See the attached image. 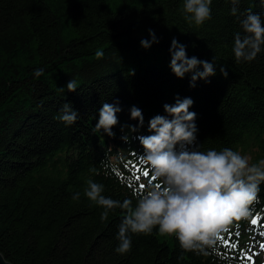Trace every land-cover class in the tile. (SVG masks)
<instances>
[{
    "label": "trees",
    "instance_id": "1",
    "mask_svg": "<svg viewBox=\"0 0 264 264\" xmlns=\"http://www.w3.org/2000/svg\"><path fill=\"white\" fill-rule=\"evenodd\" d=\"M182 7L183 0H0V254L8 263L248 261L245 250L221 259L219 240L207 255L184 252L175 236L158 228L132 235L130 251L119 255L122 210L101 221L103 209L83 194L91 179L104 186L105 197L135 207L152 181L150 172L142 175L138 137L151 135L150 120L166 116L164 105L177 98L193 101L199 151L231 148L250 163L264 159V50L240 64L232 52L234 34L242 33L239 19L249 7L264 17L262 0H239L238 16L231 15V0H212L211 18L200 26L184 18ZM149 30L158 43L145 49L141 41L151 42ZM174 38L189 58H215L216 74L195 87L192 73L178 78L170 68ZM38 69L44 70L39 77ZM71 79L78 82L75 92L67 90ZM117 101L122 111L114 137L94 133L102 104ZM65 103L79 113L71 126L57 119ZM133 106L142 111V127L131 119ZM258 201L249 218L235 223L246 234L264 233V182Z\"/></svg>",
    "mask_w": 264,
    "mask_h": 264
},
{
    "label": "clouds",
    "instance_id": "2",
    "mask_svg": "<svg viewBox=\"0 0 264 264\" xmlns=\"http://www.w3.org/2000/svg\"><path fill=\"white\" fill-rule=\"evenodd\" d=\"M211 3L212 0H183L181 12L190 23L200 26L211 18ZM231 3V15L238 16L239 0H231ZM239 23L242 33L234 34L232 48L236 64L252 62L264 50L262 14L249 7ZM149 32L151 42L141 41L145 49L158 43L155 33L152 30ZM170 54L172 72L180 79L192 73V87L197 80L208 81L216 74L215 58L212 63L195 56L189 58L186 46L175 38L171 42ZM95 55L102 58L104 52L98 49ZM201 67L203 71L199 70ZM220 71L228 76L224 67ZM34 74L39 77L44 70L38 69ZM77 86L76 79L69 80L68 92H75ZM60 91L63 92L64 88ZM192 105L190 98H177L174 105L165 104L167 115H157L149 122L152 134L138 137L144 149L140 160L150 166L153 179L137 198L134 208L131 200L121 203L105 197L102 184L91 179L87 181L83 194L91 204L103 209L101 221L107 220L114 209L122 210L123 218L116 237L119 244L115 249L119 255L130 251L132 235L151 234L154 228H158L160 235L175 236L182 251L207 255L206 249L214 248L217 237L228 231L234 221L249 218L251 206L259 202L258 193L264 182V159L250 163L248 156L231 148L199 151L194 147L198 129L196 113L189 111ZM121 111L119 101L115 104L104 102L93 132L103 131L107 136L114 137L113 128L119 123L117 114ZM78 115L71 104L65 103L57 119L71 126ZM130 115L143 126L144 117L139 108L133 106ZM136 130L135 126H131L132 132ZM122 139L128 142L129 137L124 135ZM90 171L95 172L96 169ZM72 199L78 201L80 193H75Z\"/></svg>",
    "mask_w": 264,
    "mask_h": 264
},
{
    "label": "snow or ice",
    "instance_id": "3",
    "mask_svg": "<svg viewBox=\"0 0 264 264\" xmlns=\"http://www.w3.org/2000/svg\"><path fill=\"white\" fill-rule=\"evenodd\" d=\"M140 163L143 164L142 161H140ZM136 171H137L138 173H140V172H141V169H140V168H137ZM142 175H143L144 177H149V171H147V170L142 171ZM136 179H139V176H137ZM152 179H153V177H151V180H152ZM140 188L142 189V185H140ZM251 223H252L253 225L258 224V223H259V218H258V217L253 218L252 221H251ZM261 234L264 235V233H261ZM217 240H219L222 244H224L225 247H235V245L229 244L228 241H225V239H224L223 236H219V237H217ZM261 249H264V244H261ZM247 260L251 261V256H248V257H247Z\"/></svg>",
    "mask_w": 264,
    "mask_h": 264
},
{
    "label": "water",
    "instance_id": "4",
    "mask_svg": "<svg viewBox=\"0 0 264 264\" xmlns=\"http://www.w3.org/2000/svg\"><path fill=\"white\" fill-rule=\"evenodd\" d=\"M0 264H10V263H8L0 254Z\"/></svg>",
    "mask_w": 264,
    "mask_h": 264
}]
</instances>
